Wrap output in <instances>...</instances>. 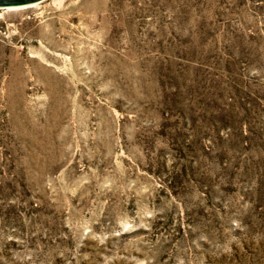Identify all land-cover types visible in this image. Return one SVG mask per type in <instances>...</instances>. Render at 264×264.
<instances>
[{
    "label": "rangeland",
    "instance_id": "374dc122",
    "mask_svg": "<svg viewBox=\"0 0 264 264\" xmlns=\"http://www.w3.org/2000/svg\"><path fill=\"white\" fill-rule=\"evenodd\" d=\"M0 264H264V0L0 6Z\"/></svg>",
    "mask_w": 264,
    "mask_h": 264
},
{
    "label": "water",
    "instance_id": "95a60500",
    "mask_svg": "<svg viewBox=\"0 0 264 264\" xmlns=\"http://www.w3.org/2000/svg\"><path fill=\"white\" fill-rule=\"evenodd\" d=\"M39 0H0V6L32 4Z\"/></svg>",
    "mask_w": 264,
    "mask_h": 264
}]
</instances>
